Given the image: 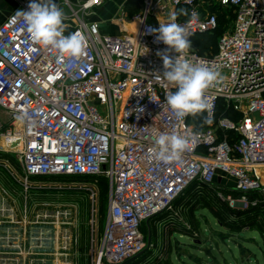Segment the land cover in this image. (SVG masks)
<instances>
[{"label": "built area", "instance_id": "obj_1", "mask_svg": "<svg viewBox=\"0 0 264 264\" xmlns=\"http://www.w3.org/2000/svg\"><path fill=\"white\" fill-rule=\"evenodd\" d=\"M164 1L170 19L183 7L189 13L176 21L190 33L186 57L217 68L224 78L205 93L204 114L215 127L197 130L188 122L190 115L179 120L167 107L165 98L176 89L155 78L164 70L156 53L167 46L156 42L150 29L159 25L144 12L129 18L137 23L134 32L108 34L99 22L85 19L105 0L69 4L75 22L64 34L80 31L88 42L86 55L80 58L35 44L22 20L13 19L17 10H27L30 0H18L0 23L3 148L18 151L27 178L73 174L108 179L109 209L94 264H121L141 253L147 246L144 221L171 208L195 179L210 184L217 175L221 179L230 175L236 189L245 192L242 199L249 191H264L257 171L264 164V0L156 4ZM215 4L232 9L234 16L226 15L229 25L219 37L217 51L202 55L193 37L218 27V14L211 10ZM121 18L127 19L126 12ZM220 100L242 117L215 120ZM24 113L27 118L18 120ZM218 128L235 130L240 137L230 144L226 136L219 138ZM162 132L196 135L178 161L163 164L150 156Z\"/></svg>", "mask_w": 264, "mask_h": 264}, {"label": "rangeland", "instance_id": "obj_2", "mask_svg": "<svg viewBox=\"0 0 264 264\" xmlns=\"http://www.w3.org/2000/svg\"><path fill=\"white\" fill-rule=\"evenodd\" d=\"M0 118H6L1 109ZM209 125L215 127L214 121ZM2 145L0 140V151L10 152L18 166L0 159L2 172L14 179L10 187L0 180V264H94L109 209L106 198L101 203L97 181H33L23 174L18 151ZM261 167L258 174L264 184ZM222 177L235 183L230 175ZM202 185L193 182L192 188ZM31 186H70L86 194L74 203H27L24 193ZM260 193L253 200L221 197L225 201L214 206L218 217L188 206L180 197L162 215L143 223L147 246L130 264H264V238L259 233L264 232V191ZM191 252L196 259L186 258Z\"/></svg>", "mask_w": 264, "mask_h": 264}, {"label": "clouds", "instance_id": "obj_3", "mask_svg": "<svg viewBox=\"0 0 264 264\" xmlns=\"http://www.w3.org/2000/svg\"><path fill=\"white\" fill-rule=\"evenodd\" d=\"M188 14L186 9H180L171 14L169 22L159 23L158 28L150 29L156 42L167 46L156 53L163 61L164 70L162 74L155 73V78L164 79L175 87L176 90L166 96L165 102L179 120L205 112L208 108L206 91L224 79L217 68L203 62L193 63L186 57L191 48L190 33L185 25L176 21L179 15ZM192 15H196L194 11ZM13 19L22 20L35 44L54 49L61 56L80 58L86 55L88 42L80 31L64 34L65 13L56 0H30L27 10H17ZM172 52L177 55L170 56ZM139 110L143 111L142 108ZM26 118L27 113L17 116L21 121ZM204 123L210 124L211 119L205 118ZM195 135L162 132L155 139L150 156L163 164L178 161L185 151L190 150Z\"/></svg>", "mask_w": 264, "mask_h": 264}, {"label": "trees", "instance_id": "obj_4", "mask_svg": "<svg viewBox=\"0 0 264 264\" xmlns=\"http://www.w3.org/2000/svg\"><path fill=\"white\" fill-rule=\"evenodd\" d=\"M142 1L143 0H127L124 3L123 7L127 14V18H131L134 14H136L139 11ZM183 9L186 8L183 7ZM211 10L218 14V27L213 32L200 33V34H196L193 37L194 47L202 55L209 54V51H213L214 53L217 51L219 37L222 35V33L226 30V28L229 25L226 15L227 13H230L231 15L234 16V14L232 13V9H229L227 7L223 8L216 4L211 7ZM221 116H227L232 120L237 121L239 118L242 117V113L235 110L232 106H228L226 104L224 105L223 102L220 100L215 120ZM205 118L207 117L204 114V112L196 116L190 115L188 118V122L189 123L194 122L196 124V129L200 130L201 128H206L209 126V124L204 123ZM217 133L220 139L226 136L230 144H234L240 137V134L235 130L218 128ZM0 159L9 161L14 166L16 165L18 166V161L12 156L10 152L0 151ZM0 170L2 172L4 168L0 166ZM22 172L23 174H25L23 168H22ZM28 178L33 181H37V180L57 181L64 183H69L73 181H97V185L99 187L100 195H101V203H103L104 205V198L108 200L109 185H108V179L106 178L105 175L50 174V175H32V176L29 175ZM0 180L4 185L8 187H10V182L12 181L14 182V179L8 173L7 174L3 173V176L0 175ZM197 181L199 182L200 180L195 179L194 181H192L190 185L187 188H185V190L174 201L178 200L181 197L183 198V202L187 203L188 206L190 207L199 206V208H205L209 210L214 216L218 217L221 216L220 212L215 211L214 206L216 204H220L225 201L222 199L223 196L224 197L231 196L232 198L235 199V198H241L243 195H245V192H241L238 189H236L235 183L234 184L226 183L223 181V178L220 181H218V175L215 177L212 183L209 184L202 182L203 185L199 187L200 189L195 190L192 188V184L193 182H197ZM220 193L221 196L219 195ZM85 194H86L85 190L77 189L75 187H70V186L69 187L68 186H61V187L31 186L24 193V197L25 200H27V203H33V202L74 203V202H78L80 199H83ZM260 194H261L260 191L254 190L246 193V196H249V198L253 200L255 197L257 196L259 197ZM164 211L165 210L149 217L147 220H151L154 217H158L162 215ZM220 222L223 224L221 220ZM240 232L241 230L234 231V233H240ZM259 233H261V238H264L263 230L262 231L260 230ZM192 240L194 239L192 238ZM141 253L121 264L132 263L134 259L140 256Z\"/></svg>", "mask_w": 264, "mask_h": 264}, {"label": "crops", "instance_id": "obj_5", "mask_svg": "<svg viewBox=\"0 0 264 264\" xmlns=\"http://www.w3.org/2000/svg\"><path fill=\"white\" fill-rule=\"evenodd\" d=\"M79 1L81 0H56V3L65 13L63 23L67 29H69L75 22L74 17L71 16L69 4L76 6ZM126 1L127 0H105V2L102 5L97 6L90 15L85 16V19L87 21L99 22L100 29L103 33L122 35L132 33L135 31L137 23L129 18H121L122 12H125L123 5ZM156 2L157 0H143L138 12L146 13L149 19L156 25L169 22L170 18L166 12L169 10L167 2H158L157 4ZM17 4L18 0H0V23L17 7ZM163 5H166V8H164ZM161 8H164L165 11ZM259 168L262 167H258L257 171ZM246 239H249V237H246ZM198 249H201V247H198ZM200 252H202V250H199V253ZM185 256L189 259H196L192 252L186 253Z\"/></svg>", "mask_w": 264, "mask_h": 264}, {"label": "water", "instance_id": "obj_6", "mask_svg": "<svg viewBox=\"0 0 264 264\" xmlns=\"http://www.w3.org/2000/svg\"><path fill=\"white\" fill-rule=\"evenodd\" d=\"M221 180V176H218V181H220Z\"/></svg>", "mask_w": 264, "mask_h": 264}, {"label": "bare ground", "instance_id": "obj_7", "mask_svg": "<svg viewBox=\"0 0 264 264\" xmlns=\"http://www.w3.org/2000/svg\"><path fill=\"white\" fill-rule=\"evenodd\" d=\"M264 165V164H263Z\"/></svg>", "mask_w": 264, "mask_h": 264}]
</instances>
